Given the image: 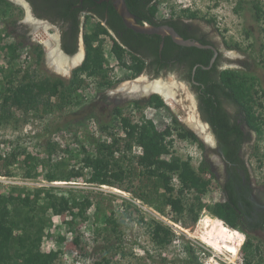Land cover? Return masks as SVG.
I'll return each instance as SVG.
<instances>
[{
  "label": "rangeland",
  "instance_id": "374dc122",
  "mask_svg": "<svg viewBox=\"0 0 264 264\" xmlns=\"http://www.w3.org/2000/svg\"><path fill=\"white\" fill-rule=\"evenodd\" d=\"M256 2L263 10L259 16L254 9ZM0 8L3 10L0 14V84L4 81L2 70L8 71L12 67L20 71L16 82L29 73L36 79H60L67 86L72 78L70 74L55 72L49 65V59L37 63L35 50H43L44 47L35 37L27 38L22 34L23 28L16 23L25 22L26 14L16 6L5 7L2 2ZM186 10L195 12L197 20L206 29L217 32L231 51L253 64L264 76V0H161L157 5V18L185 17L183 11ZM208 20L213 23H207ZM95 25L96 21L89 19L86 32ZM43 31L46 37L57 36L50 29L43 28ZM103 38L108 75L113 82L111 87H100L98 79L82 75L77 90L78 105L58 108L60 99L54 97L51 103L55 109L48 114L42 108L38 113L16 106L0 110V193L5 194L12 187H18L25 190L22 197L27 193L31 197L38 195L42 202L49 196L60 194L87 201L89 207L76 219L69 213H48L50 222L41 250L56 253L58 259L55 264H94L103 257L111 264H193L192 259L195 264H246V258L251 264H264V228L250 234L259 251L248 252L243 247L247 238L242 233L232 247L237 254L232 260L217 251L214 245L203 241L202 237L208 235V231L202 223H191L187 206L194 197L192 193L180 197L175 177L172 183L176 191L168 193L160 179L144 174L140 158L144 157L153 133L167 127L173 128V135L166 138L159 159L171 162L180 158L192 161L194 166L199 161L200 155L194 152L186 139L178 137L172 121L178 117L181 126L186 128L185 118L190 117L191 112L188 103L190 92L186 84L173 75L152 78L144 73L133 76L112 58L109 36ZM15 42H22L24 46L17 49L11 60L12 55L5 46ZM153 81L162 82L172 90V101L182 116L170 105L161 109L134 107L133 100L145 103L148 99V96L140 95L141 85L146 90L148 83ZM116 106L123 108V116L136 122V133L143 139L141 143L133 140L131 150L125 147L126 135L120 117H114ZM148 108L152 110L145 113ZM253 108L254 116L262 112V117L255 123L263 131L258 147L264 163V106ZM100 121L109 124L110 128L102 131ZM116 140L119 150L115 152L114 159L126 174L124 181L115 187L90 183L88 179L93 169L86 166L87 160L100 156L101 145L112 146ZM27 156L31 157L33 178L25 177L28 166L24 160ZM57 162L62 164L64 176L60 181L49 182L45 175ZM72 168L83 169L84 176L79 179L68 177ZM213 187L202 197L210 208L223 203L220 191ZM171 200L179 203L181 210L174 209ZM204 216L220 223L223 228L236 230L212 215L209 209L202 212L201 219ZM155 222L168 228L171 243L161 245L153 240L151 228ZM223 236L226 239L228 233ZM225 239L223 246L227 250L229 244Z\"/></svg>",
  "mask_w": 264,
  "mask_h": 264
},
{
  "label": "trees",
  "instance_id": "16d2710c",
  "mask_svg": "<svg viewBox=\"0 0 264 264\" xmlns=\"http://www.w3.org/2000/svg\"><path fill=\"white\" fill-rule=\"evenodd\" d=\"M160 1L161 0H126V3L129 11L134 15L139 24L159 26L161 21L158 20L156 14L157 5ZM0 2H2L5 7H13L7 0H0ZM49 2L56 6V9H50L48 13L49 16L56 14L66 19L71 16L76 18L81 13H86L87 20L92 18L96 20L95 27L90 32L85 33V60L80 67L74 70L72 78L69 80L67 86H65V83L60 79L55 81H52L50 77L36 79L29 73L24 74L22 79L16 82L17 75L20 71L13 70L12 67L8 71L3 69L4 81L0 84L1 111H6L11 106H16L19 109L34 111L35 113H38L40 108H42V111L48 114L53 108L55 109V106L51 103L54 97L60 99L58 108L66 107L71 104L78 105L80 101L78 99L79 95H77V90L80 86V78L82 75L98 79V85L100 87H111L113 82L109 78V71L106 67L107 58L104 53V38H102V36H109L111 38L113 42L111 47L112 56L116 58L120 65L131 71L135 77L141 75L145 70L146 65L141 57V49L144 45L149 44L154 54L161 52L164 57H168L169 55V45L173 43L169 36L162 37L159 35L138 34L128 29L122 18L116 12L111 1L49 0ZM55 2L58 3L54 4ZM254 9L258 16L263 12L259 2L254 4ZM1 13H3V10L0 8V14ZM183 13L186 15L185 18L197 20V14L195 12L186 10L183 11ZM46 16V14L43 15V17ZM180 17L181 16H178L177 18H171L165 21H168L170 25L175 27L183 38H186L187 34L184 32V25L182 27V24L179 22ZM104 20L107 22L106 26L103 24ZM207 23H213V21L208 20ZM6 33L7 35L10 34L8 32ZM1 40L2 37L0 36V43ZM162 43H164L165 46L163 49L161 47ZM21 46H24L22 42H15L5 46V50L12 55L11 60L17 49ZM185 49L187 52L194 54H203L208 51L200 50L196 47H187ZM74 51L75 49L72 52ZM35 53L37 63H42L44 60V51L42 49L35 50ZM126 55L130 56V64H127ZM211 56V53L201 55L200 61L203 62L204 66H209ZM194 65H191L192 69ZM202 71V67L197 69L195 79H202V81H204L203 79L205 78L199 76ZM189 77H191V75H189ZM208 77L209 76H207V78ZM224 81L228 86L232 85L231 88L234 94L237 95L236 98H239L238 100L244 116L247 115L248 118H250L248 121L250 127L258 131L259 135L262 134V129L254 125V122L259 119V117L256 118V116H254L253 107L255 104L252 102V86H248L249 82L247 80H244L242 84H236L235 81L229 82L230 80L227 81V79ZM72 99L74 101H72ZM133 105L136 109L143 108L144 106H151L156 109L168 108L162 97L158 94L153 95L146 103L138 100L133 101ZM263 106L264 105L261 104L258 107ZM113 114L115 118L120 117L121 126L126 135V149L131 150L133 140L141 143L143 139L139 138L140 136L136 133L138 126L133 124L129 117L123 116V108L116 106L113 109ZM172 121L178 137L187 139L190 134L189 131L181 126L180 122L175 117ZM99 124L102 131H107L110 128L109 124H105L101 121ZM172 135V127H167L161 132L153 133L150 138V145L145 148L144 157L140 158L141 165L144 168V174L153 179H160L164 189L168 193L176 191L172 183L175 177L179 184L177 193L180 197L184 196L185 193H192L194 195L193 199L188 202L187 211L193 225L202 223L208 231V235L202 237L206 244L214 245L217 251L225 256H230L232 260H234L237 254L236 250L232 249V247L240 234L243 233L247 238L243 243V247L248 250V252L253 250L258 252L259 249L253 244L250 234L245 232L241 227L249 222V225L253 224L252 226H259L263 229L264 217L251 218L252 205L247 202H243L242 205L247 211V216L250 218L239 217L236 212L238 205H240L238 201L227 204H217L215 208L207 206L203 202L202 197L208 192L209 181L197 172L189 160L174 158L171 162H167L159 159L161 148L166 143V138H170ZM100 148V156L87 160L86 162V166L93 169L88 181L96 185L115 187L124 181L126 175L122 167L114 159L115 152L119 150L117 140L112 146L101 145ZM24 164L28 166L25 177L33 178L34 168L30 166V156L25 158ZM82 170L83 169L77 170L72 168L67 176L72 179H79L84 176ZM63 176V166L60 162L52 165V169L45 175L46 180L49 182L60 181ZM23 191L25 190L22 188L12 187L10 192L5 194L0 193V264H55L58 255L56 253H46L41 250L44 233L50 222L48 213L51 211L56 215L69 213L76 219L82 216L89 207V204L86 200L80 201L74 198L71 199L62 194L49 196L42 202L38 195L31 197V195L27 193L25 197H22ZM39 193L40 191H37V194ZM171 205L174 209L181 210V205L179 203L171 200ZM206 209H209L212 215L241 233L236 230L231 231L228 227L223 228L220 223L211 221L208 216H204L201 219L202 212ZM153 225V228H151L153 240L161 245L171 243V233L168 228L157 222ZM225 232L228 233L226 239V236L221 237ZM224 239L229 244L227 250L223 246ZM191 263L195 264V260L192 259ZM94 264L111 263L106 257H103ZM246 264H251L248 258H246Z\"/></svg>",
  "mask_w": 264,
  "mask_h": 264
},
{
  "label": "flooded vegetation",
  "instance_id": "af4514ba",
  "mask_svg": "<svg viewBox=\"0 0 264 264\" xmlns=\"http://www.w3.org/2000/svg\"><path fill=\"white\" fill-rule=\"evenodd\" d=\"M7 1L26 14L27 19L25 22L16 23H19L23 28L22 34H25L27 38L35 37L39 44H42L44 47V60L49 59V65L55 72H57V65L52 50L55 49L56 42L60 49L71 58L81 55L72 66L73 68L77 65L75 68L71 70V67L67 65L64 67L65 70H71L65 75L70 74L72 77L74 70L83 64L86 57L84 37L87 33V14L81 13L76 18L71 16L64 19L56 14L48 15L50 9H56V6L52 5L49 0ZM56 3L58 2L54 4ZM45 14L47 16L43 17ZM171 18L177 17L169 16L166 19H158L161 21L159 26H169L180 35L175 27L165 21ZM32 21L41 22L43 25L40 29L36 28V32L41 33V35L38 36L35 33ZM179 22L182 27L184 25L183 29L187 34L186 38L180 35L183 39L204 46V48H199L200 50H208L203 54H212L209 66H204L203 62L200 61L202 53H189L185 49L188 46L178 45L170 37L173 45H169L168 57H164L161 52L152 53L151 47L147 43L143 46L141 57L146 66L142 74L145 73L152 78L173 75L186 84L191 96L188 102L191 107V112H189L191 124L195 122L190 125L187 121L185 126L190 134L186 140L194 152L200 155L199 161L195 163L196 166L191 161L193 167L209 181V189H214L213 186H216L220 191L223 203L227 204L235 201L240 203L236 209L239 217L250 218L242 205L243 202H247L252 205L251 218H263L264 163L263 156L259 155L258 147L263 131L259 135L258 131L250 127L248 123L250 118L247 115L244 116L239 98H236L237 95L234 94L231 88L232 85L228 86L224 80L235 81L236 84H242L244 80H247L249 82L248 86H252V102L258 107L261 104L264 105V76L258 72V68L256 69L253 64L251 65L249 61L242 60L237 52L231 51L228 44L218 36L217 32L206 29L199 20L180 17ZM103 24L106 26L107 22L104 20ZM43 28L56 32V38L43 35ZM16 38H19V35ZM40 38L45 40L47 38L51 49L45 42L42 43L43 41ZM161 47L162 49L165 47L164 43ZM74 49L75 51L72 52ZM128 57L129 63H131L130 56L128 55ZM192 64L194 65L193 69L191 68ZM106 67L108 68L107 64ZM201 67L203 71L200 72L199 76H203L204 81L195 79L197 69ZM207 76L209 77L207 78ZM147 89L149 90L148 87H146ZM144 90V86L141 85L140 95ZM151 92H153L152 96L159 93L156 91ZM158 95L161 96L160 93ZM152 96L148 97L145 103ZM167 106H169V103ZM261 113V111L256 113V118L262 117ZM175 118L179 121L178 117ZM254 125L260 127L255 122ZM252 225H249L248 222L241 228L248 234L262 230V227Z\"/></svg>",
  "mask_w": 264,
  "mask_h": 264
},
{
  "label": "water",
  "instance_id": "95a60500",
  "mask_svg": "<svg viewBox=\"0 0 264 264\" xmlns=\"http://www.w3.org/2000/svg\"><path fill=\"white\" fill-rule=\"evenodd\" d=\"M102 1H111L116 12L122 18L125 26L128 29H130V30H132L138 34L159 35L162 37L169 36L178 45L188 46V47L204 48V46L200 45L197 42L183 39L173 28H171L169 26H152L150 24H143V25L139 24L137 22L136 18L134 17V15L129 11L126 0H102ZM29 16L33 18L32 15L29 14ZM55 49L58 50V53H60V55H62L64 57L71 58L70 56L66 55L60 49L57 42L55 43ZM75 67H73V68H75ZM71 70H70V72H71ZM154 83H156V82L155 81L149 82L147 87L149 88L150 85L153 86ZM152 94H153V92H150V90L148 91V89L145 92L144 91L141 92V95L148 96V97L152 96ZM163 100H164L165 104L168 105L167 101L164 98H163Z\"/></svg>",
  "mask_w": 264,
  "mask_h": 264
},
{
  "label": "bare ground",
  "instance_id": "6f19581e",
  "mask_svg": "<svg viewBox=\"0 0 264 264\" xmlns=\"http://www.w3.org/2000/svg\"><path fill=\"white\" fill-rule=\"evenodd\" d=\"M14 1H16V2H19L20 0H14ZM31 22V21H30ZM32 24H33V28H35L34 29V31H35V33L36 34H38V36L39 35H41V33H37L36 32V28L38 29H40L41 28V26H43L42 24H41V22H35V21H32ZM43 38V37H42ZM40 40L41 41H43V43L45 42L49 47H50V49H51V46L49 45V42H48V39L46 38V40L45 39H41L40 38ZM55 47V46H54ZM52 53H54V57H55V63H56V65H57V68H56V71L57 72H59V73H62V74H67L69 71H70V69H72V66L74 65V63L76 62V60L79 58V56L81 57V55H79L78 57L76 56V57H74V58H68V57H63V56H61L59 53H58V51L55 49L54 50V48H53V50H52ZM69 66V67H71L69 70H65L64 69V67L65 66ZM147 82V81H146ZM144 83V82H143ZM128 86V85H127ZM149 90H150V92L151 91H156L157 93L159 92L160 93V95L167 101V103H169V105H171L172 106V108L174 109V111L175 112H179V114H180V111L177 109V106L174 104V102L172 101V96H173V94H172V91L170 90V88H168V87H165V84L163 85L162 84V82H156V83H154V85L152 86H150L149 87ZM148 90V91H149ZM158 93V94H159ZM181 115V114H180ZM182 116V115H181ZM185 118V117H184ZM181 119H183V117H181ZM186 120H185V122H189L190 123V125H192L193 123H195V122H193L192 124H191V117H188V118H185Z\"/></svg>",
  "mask_w": 264,
  "mask_h": 264
},
{
  "label": "built area",
  "instance_id": "2783aa9c",
  "mask_svg": "<svg viewBox=\"0 0 264 264\" xmlns=\"http://www.w3.org/2000/svg\"><path fill=\"white\" fill-rule=\"evenodd\" d=\"M111 47H112V45H111ZM110 50H111V48H110ZM112 58H114V59L116 60L115 57L112 56ZM126 60H127V64H130V63H129V57H128V55H126ZM116 63L119 64V62H118L117 60H116ZM107 65H108V64H107ZM150 110H152V108H148V109L145 111V113H148V111H150ZM132 123L135 124L136 122L132 121Z\"/></svg>",
  "mask_w": 264,
  "mask_h": 264
}]
</instances>
